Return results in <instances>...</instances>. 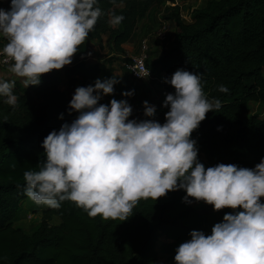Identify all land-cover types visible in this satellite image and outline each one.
<instances>
[{"label": "trees", "instance_id": "obj_1", "mask_svg": "<svg viewBox=\"0 0 264 264\" xmlns=\"http://www.w3.org/2000/svg\"><path fill=\"white\" fill-rule=\"evenodd\" d=\"M167 2L174 4L166 8L164 19L173 23L175 32L158 60L161 71L169 76L179 67L202 74L205 97L221 103L219 112L208 111L191 134L198 159L205 167L232 163L251 168L264 157V117L249 114L247 108L250 101L264 106V0H206L189 13V23L181 18L175 0H98L101 15L72 62L62 67L65 88H60L56 72H47L38 85L26 88L10 79L15 81V106L0 97V264H150L160 256L162 264H175V249L190 239V230L210 234L225 213L241 210H213L191 197L192 203H186L185 191L177 189L155 201L139 200L123 221L90 217L65 200L60 208L45 206L30 232L14 225L28 199L23 174L42 166V140L76 117L67 111L75 88L103 79L102 64L83 59L88 43L95 42L100 50L106 35L109 49L122 53L138 21L152 6ZM113 15L123 16L118 25L109 23ZM6 42L1 36L0 48ZM221 84L229 91H219ZM164 114L156 118L161 123ZM53 218L58 221L52 223Z\"/></svg>", "mask_w": 264, "mask_h": 264}, {"label": "clouds", "instance_id": "obj_2", "mask_svg": "<svg viewBox=\"0 0 264 264\" xmlns=\"http://www.w3.org/2000/svg\"><path fill=\"white\" fill-rule=\"evenodd\" d=\"M98 0H10L0 7V36L7 43L0 55L12 61L10 71L23 78L25 88L38 85L41 74L70 64L73 55L93 29L101 9ZM122 15L109 23L118 25ZM147 77L146 74H139ZM201 75L177 68L163 80L174 86L163 106V123L137 119L126 99L112 98L119 76L96 78L77 86L68 102L76 117L53 129L42 140L44 159L37 171L24 172L25 195L37 205L60 208L70 200L90 217L127 219L141 199L156 200L169 190L183 189L182 200L204 201L225 213L210 234L190 230V239L175 249V264H264V157L254 167L217 163L205 167L191 134L206 113L221 108L209 101ZM15 81L0 79V97L17 104ZM228 92L227 86H218ZM134 94L124 91L123 96ZM145 117H154L156 106L143 101ZM64 113L59 114L63 119Z\"/></svg>", "mask_w": 264, "mask_h": 264}, {"label": "rangeland", "instance_id": "obj_3", "mask_svg": "<svg viewBox=\"0 0 264 264\" xmlns=\"http://www.w3.org/2000/svg\"><path fill=\"white\" fill-rule=\"evenodd\" d=\"M177 4L180 5L181 10V18L184 20V22L189 23L191 22L189 13H191L192 9L201 8L205 5L206 0H175ZM170 3V2H169ZM168 2L164 3L163 5H154L150 8L147 15L140 19L137 23L136 30L134 33V36L138 37L139 35V45L143 38L147 37L150 39L149 48H154L153 50L149 51V55L152 56V62H148L147 65L149 69L151 70V79H147L146 81H135L133 80L124 65L125 62L130 60V57L127 56L124 58L116 57L115 55H110V52H105L102 54L101 57H106L102 64V70H101V77L108 78L111 77L112 71L117 68L120 71V75L122 76V79L119 78V83L114 85V93L104 95L102 99L100 100V103L108 104L109 101L112 98H115L117 100L120 99H126L129 104L132 106V115L135 116L137 119H156L158 117V114H164L166 111H168V108L163 106V101L165 99V91L161 89L162 81L160 80V71L158 69V60L157 56L161 52L162 48H164L165 43L159 44L160 41L155 40V38H152L151 36L154 34V32L164 23L167 26V38L163 41L171 40L173 33L175 31V26L171 21H167L164 19V15L166 13V8L170 6ZM168 4V5H167ZM173 5V4H171ZM10 6V0H0V7L5 8L6 10ZM1 37V36H0ZM105 37V46L109 44V41ZM151 46V47H150ZM103 48V47H102ZM101 48V49H102ZM167 49V48H166ZM91 47L88 44V51L87 55H90ZM100 51V50H99ZM97 53H100V52ZM94 53V52H91ZM138 51L136 50L133 55L137 54ZM89 61V60H88ZM87 61V62H88ZM115 62H117L115 64ZM109 68L108 70L105 68V66ZM59 76V86L60 88H64V78ZM163 76V75H162ZM148 86V88H144V86ZM134 90V94L132 96V100H129V98L122 95L126 89ZM138 89L141 90L140 93L136 92ZM153 90L154 94H150V92ZM164 92V94H163ZM104 98V99H103ZM147 100L150 104L156 106V112L154 117H145L144 111H143V101ZM99 102V101H98ZM248 113L249 114H258L260 117H264V106L261 104H258L257 102L250 101L247 105ZM131 115V116H132ZM46 205H37L34 202H32L29 198L26 199L22 204V209L20 213L18 214V219L15 221L14 225L19 226L23 228L25 231L30 232L40 221L42 216V209ZM58 220L56 218L52 219V223H56ZM162 258L159 259L155 264H161Z\"/></svg>", "mask_w": 264, "mask_h": 264}, {"label": "crops", "instance_id": "obj_4", "mask_svg": "<svg viewBox=\"0 0 264 264\" xmlns=\"http://www.w3.org/2000/svg\"><path fill=\"white\" fill-rule=\"evenodd\" d=\"M136 30V29H135ZM175 32V31H174ZM135 33V32H134ZM174 34V33H173ZM107 37V36H106ZM140 37H139V35H138V37H136V36H134V34H133V36L131 37V39L130 40H128L127 42H125V43H123L122 44V48H123V52L122 53H115V52H112L110 49H109V45H107V47L105 46V37H104V35H102V38H101V44H102V46H103V48L102 49H100V51H99V49H98V47H97V44L95 43V42H89L88 44L90 45V47H91V52H94V53H91L90 52V55L88 54L87 55V52H86V54L83 56V59L87 62L88 60V64H94V63H97V62H99V63H103V65H104V62H103V60L106 58V57H101L102 56V54H104L105 52H110V55H115L116 57H120V58H124V57H127V56H131V55H133V53H135L136 52V50L138 51V53H139V51H140V45H139V41H138V39H139ZM172 39H173V36H172V38H171V40H168V41H165V42H163V41H161V42H159V44H163V43H165V45H164V48H162V50H161V52L159 53V55L157 56V60H159L160 59V57H161V55L163 54V52H164V50L166 49V48H168V47H170L171 46V43H172ZM151 45V44H150ZM151 47V46H150ZM154 48L152 47V48H149V51H151V50H153ZM87 51H88V48H87ZM100 52V53H97V52ZM149 51H148V58H147V60H148V62H152V56L151 55H153V54H151V55H149ZM137 53V54H138ZM117 62H115V64H116ZM105 68L108 70L109 68L107 67V65L105 66ZM158 69H159V71H160V75H161V77H160V80L159 81H162V83H165L164 82V80H163V77H165V76H168V75H166L163 71H161V69H160V65H158ZM51 71H55L57 74H60V77H63V73H62V68L61 69H52ZM51 71H49V72H51ZM112 74L113 75H115V76H119L118 78H120V79H122V76L120 75L121 73H120V71L117 69V68H115L113 71H112ZM163 75V76H162ZM171 75H169L168 77H170ZM64 78V77H63ZM152 77H150L149 79H151ZM0 79H5V80H17V81H19V82H21V83H23V78H21V77H17L14 73H12L10 70H6V69H2V68H0ZM147 80V79H146ZM146 80H144V81H146ZM64 85H65V87H66V80H65V78H64ZM162 86H161V89L163 90V91H165V94H167L168 92H171L173 89H174V86H172V85H170V84H168V83H165V84H161ZM64 87V88H65ZM144 88H148V86L146 85V86H144ZM141 92V90L140 89H138V91L136 92V94L137 93H140ZM150 94H154V92H153V90L150 92ZM163 94H164V92H163ZM104 99V98H103ZM98 103H100V101L98 102ZM165 109H167V107L165 108ZM132 118H135V116L134 115H132V116H130L129 117V119H132ZM162 258V261H163V257L162 256H160L156 261H154V262H152V263H150V264H155L159 259H161ZM161 261V262H162ZM162 264V263H161Z\"/></svg>", "mask_w": 264, "mask_h": 264}, {"label": "built area", "instance_id": "obj_5", "mask_svg": "<svg viewBox=\"0 0 264 264\" xmlns=\"http://www.w3.org/2000/svg\"><path fill=\"white\" fill-rule=\"evenodd\" d=\"M169 4H174V3H169ZM166 33H167V26L166 24L163 23L154 32V34L151 37L161 42L167 38ZM149 44H150V39H148L147 37L143 38L140 42L139 53L132 55L130 57V60L124 63L129 76L135 81H144L151 77V70L147 66ZM11 63L12 61L6 60V58L3 55H0V68L10 70ZM51 72H55V71H51ZM147 72L149 73L147 77H143L137 74V73L146 74Z\"/></svg>", "mask_w": 264, "mask_h": 264}]
</instances>
